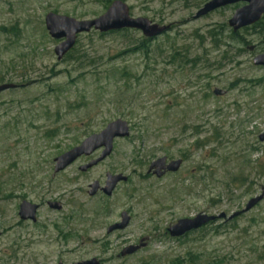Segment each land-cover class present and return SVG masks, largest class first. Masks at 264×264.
Instances as JSON below:
<instances>
[{
  "label": "rangeland",
  "instance_id": "1",
  "mask_svg": "<svg viewBox=\"0 0 264 264\" xmlns=\"http://www.w3.org/2000/svg\"><path fill=\"white\" fill-rule=\"evenodd\" d=\"M113 1L0 0V86H16L0 93V264H264V199L186 237L166 233L197 214L228 217L264 188V67L252 64L264 20L237 32L241 44L227 22L242 3L195 19L210 0H121L130 17L167 31L83 33L58 61L45 16L92 20ZM117 119L129 136L108 158L80 173L96 152L53 175L56 157ZM162 157L182 160L178 172L147 175ZM107 173L127 181L110 198L89 197ZM23 201L39 206L35 223L19 220ZM123 212L129 226L106 234Z\"/></svg>",
  "mask_w": 264,
  "mask_h": 264
},
{
  "label": "water",
  "instance_id": "2",
  "mask_svg": "<svg viewBox=\"0 0 264 264\" xmlns=\"http://www.w3.org/2000/svg\"><path fill=\"white\" fill-rule=\"evenodd\" d=\"M238 3L244 4L243 7L235 10L234 14L228 20L227 25L233 33H237L244 28H249L259 21L264 16V0H210L198 10L195 19L201 18L213 11L224 7L235 5ZM45 29L50 38L59 41V44L54 48V54L60 61L75 45L78 35L89 33L91 31L100 34H108L120 32L123 30H136L148 40H152L165 33L168 27L158 26L144 18H132L129 15L128 7L121 0H114L101 16L86 21H77L75 19L59 16L53 13H48L44 18ZM252 51L253 48H249ZM254 66L264 67V53L255 56L252 60ZM14 85H1L0 93L14 89ZM214 95L222 96L224 92L215 90ZM129 136V126L125 121L117 119L109 124L98 134H94L86 138L79 146H76L69 151L61 154L54 159L53 175H56L66 168L71 166L81 157H89L96 151L101 150L100 155L78 168L80 173H85L88 170L96 167L99 163L108 158L113 149V142L117 139H125ZM258 140L264 143V132L258 137ZM165 157L153 161L147 170L148 174H152L156 179H161L166 173H176L181 166L180 160H172L166 164ZM127 177L122 174L111 175L107 174L103 186L98 182H93L88 187L87 195L94 197L100 192L104 197L110 198L120 183H125ZM264 199V188L258 196L250 199L241 211L235 212L230 216L224 213L218 216H208L205 214H197L190 219H180L175 224L166 229V233L170 238L179 239L192 232H196L201 228L214 223L217 220L231 221L241 215H244L254 209ZM47 207L52 211H60L61 206L56 202H48ZM39 206L23 201L18 207V218L22 222H36V213ZM130 222V217L126 212L121 213L120 222L109 226L106 233L110 234L115 231L124 230ZM1 236V233H0ZM143 240L137 246H129L120 252L121 257L130 256L143 248ZM78 264H98L95 259L85 260Z\"/></svg>",
  "mask_w": 264,
  "mask_h": 264
},
{
  "label": "flooded vegetation",
  "instance_id": "3",
  "mask_svg": "<svg viewBox=\"0 0 264 264\" xmlns=\"http://www.w3.org/2000/svg\"><path fill=\"white\" fill-rule=\"evenodd\" d=\"M15 88H16V86H15ZM11 90H12V89H11ZM113 143H114V142H113ZM96 152H101V150H98V151H96ZM96 152H95V153H96ZM99 155H100V153H99ZM93 160H94V159H93ZM91 161H92V160H91ZM170 161H172V160H168V159H167L166 164H167L168 162H170ZM180 161L183 162L182 160H180ZM89 162H90V161H89ZM89 162H88V163H89ZM102 162H103V161H102ZM74 163H75V162H74ZM74 163H73V164H74ZM73 164H72V165H73ZM99 164H100V163H99ZM99 164H98V165H99ZM181 164H182V163H181ZM79 167H80V166H79ZM79 167H78V168H79ZM180 167H181V166H180ZM90 170H91V169H90ZM88 171H89V170H88ZM88 171H87V172H88ZM177 172H178V171H177ZM177 172H176V173H177ZM85 173H86V172H85ZM107 174H109V173H107ZM107 174H106V175H107ZM167 174H172V173H166L164 176H166ZM106 175H105V179H106ZM147 175H149V176H153L152 174H148V173H147ZM164 176H163V177H164ZM163 177H162V178H163ZM98 183H99V182H98ZM99 185H100V184H99ZM103 185H104V183H103ZM103 185H102V186H103ZM100 186H101V185H100ZM117 186H118V185H117ZM99 194H101V193L98 192L95 196H97V195H99ZM101 195H102V194H101ZM95 196H94V197H95ZM103 197H104V196H103ZM105 198H106V197H105ZM119 222H120V221H119ZM119 222H117V223H119ZM117 223H113V224H111L110 226H112V225H114V224H117ZM129 223H130V222H129ZM128 226H129V224H128ZM128 226H127V227H128ZM127 227H126V228H127ZM205 227H206V226H205ZM126 228H125V229H126ZM203 228H204V227H203ZM125 229H124V230H125ZM201 229H202V228H201ZM201 229H200V230H201ZM124 230H122V231H124ZM198 231H199V230H198ZM115 232H120V231H115ZM115 232H113V233H115ZM113 233H110V234H113ZM106 234H107V233H106ZM140 241H142V240H140ZM140 241H139V242H140ZM138 244H139V243H138ZM142 244L144 245L143 248H145V246H146V240L143 239V243H142ZM131 246H137V245H131ZM128 247H129V246H128ZM126 248H127V247H126ZM141 249H142V248H141ZM141 249H139V250H141ZM139 250H138V251H139ZM138 251H137V252H138ZM119 256H120V255H119ZM98 264H100L99 261H98Z\"/></svg>",
  "mask_w": 264,
  "mask_h": 264
},
{
  "label": "trees",
  "instance_id": "4",
  "mask_svg": "<svg viewBox=\"0 0 264 264\" xmlns=\"http://www.w3.org/2000/svg\"><path fill=\"white\" fill-rule=\"evenodd\" d=\"M207 0H205L204 2H206ZM262 20H264V16H263V18L261 19V21H259L258 23H256L255 25H253V26H251V27H249V28H244L243 30L244 31H248V30H250V29H252V30H255V29H257V28H261L262 27ZM126 31V30H125ZM109 34H111V33H109ZM214 34V32H210V35L212 36ZM213 37H215V36H213ZM233 40H236V39H238L240 42L239 43H244L243 42V39L242 38H240V37H238L237 36V33H233L232 32V37H231ZM145 42V41H144ZM187 236V235H186ZM185 236V237H186ZM191 256V259L192 258H195L193 255H190Z\"/></svg>",
  "mask_w": 264,
  "mask_h": 264
}]
</instances>
